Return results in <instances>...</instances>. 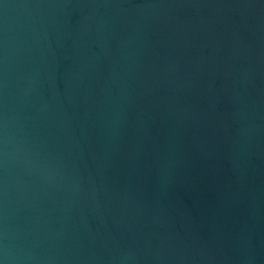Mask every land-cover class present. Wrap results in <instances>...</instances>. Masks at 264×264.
I'll list each match as a JSON object with an SVG mask.
<instances>
[{"label":"water","instance_id":"water-1","mask_svg":"<svg viewBox=\"0 0 264 264\" xmlns=\"http://www.w3.org/2000/svg\"><path fill=\"white\" fill-rule=\"evenodd\" d=\"M0 264H264V0H0Z\"/></svg>","mask_w":264,"mask_h":264}]
</instances>
